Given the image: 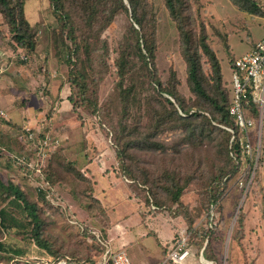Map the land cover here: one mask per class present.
<instances>
[{
    "label": "rangeland",
    "instance_id": "rangeland-1",
    "mask_svg": "<svg viewBox=\"0 0 264 264\" xmlns=\"http://www.w3.org/2000/svg\"><path fill=\"white\" fill-rule=\"evenodd\" d=\"M13 2L16 4L18 0ZM148 2L156 17V60L154 67L149 65L152 73L144 69V54L131 28V20L123 12L101 37L98 28L91 31L75 17L83 50L82 61L74 66L76 47L68 31H62L51 0L25 2V16L36 30L37 49L33 55L20 53L15 47L7 18L0 10V42L3 43L0 47L4 46L11 55L14 53L16 63L24 67L19 80H24L26 87L21 86L19 90L28 88L29 91L23 95L12 94L10 90L9 96L12 95L17 110L30 105L29 109L34 108L37 117V126L29 131L22 125L26 117L10 118L0 100V112L5 113H0V181L19 187L26 200L38 206L43 240L59 256L64 255L60 261L78 264L75 260L84 262L93 257L94 238L87 229L98 228L95 217L102 216L103 208L93 197L90 169L98 172L99 178L114 174L121 177V182L130 186L132 196L146 207L147 200L153 203L157 199L163 205L157 210L161 215L170 213L174 205L166 190L168 187L187 184L182 199L187 204L202 201L206 198L205 191L224 167L225 159L220 153L221 127L213 119L216 114L210 104L190 89L180 33L166 1ZM67 4L68 11L74 12L71 4ZM247 7L254 13L243 11L229 0H191L189 29L198 34L199 23L205 25L209 45L221 64L223 88L230 99L233 59L248 53L264 38V0H250ZM78 14L83 16L81 11ZM86 44H91V62L84 55ZM203 69L209 82L206 85L213 87L212 95L216 94L207 57L203 58ZM72 71L76 84L72 83ZM12 73L15 72L7 73L8 84L11 79H17ZM151 76L162 86H157ZM180 105L189 114L198 111L203 115L191 120L197 132L185 126L171 129L176 111L186 116ZM131 140L134 144L129 145ZM150 142L162 147L150 151L146 147ZM127 145L131 147L127 154L135 156L136 162L123 156ZM91 162L93 167L86 168ZM129 170L134 177L125 172ZM237 178L235 174L228 180L225 194L218 200L223 216L221 230L206 237L211 247L216 244L217 250L221 249V259L213 261L264 264V164L251 193L242 203ZM147 180L150 182L143 185ZM1 192L0 187V211L7 210L8 217L16 218L20 228L4 231L0 227V264H57L58 261L55 263L33 241V227L28 225L24 210L10 203L13 198L5 199ZM187 208L183 203L180 213L187 214ZM200 215L193 235L205 229L201 221L207 213Z\"/></svg>",
    "mask_w": 264,
    "mask_h": 264
},
{
    "label": "trees",
    "instance_id": "trees-1",
    "mask_svg": "<svg viewBox=\"0 0 264 264\" xmlns=\"http://www.w3.org/2000/svg\"><path fill=\"white\" fill-rule=\"evenodd\" d=\"M165 1L170 16L172 20L176 23L180 33V40L183 50L182 53L188 68L190 89L198 98L204 99L213 108L214 113L216 114V116L214 115L213 119L217 121V123L220 125V131L223 135V141L220 144V153L225 159V164L224 167L221 169V173L218 175V177L214 178L212 185L208 188V191H205L206 198L204 200L187 204L185 200L182 199V194L187 188V184L182 186L175 185V187L171 186L166 189L167 192H169L170 197L172 198V202L174 203V205L169 211L174 212L175 214L172 215L171 212L164 213L173 218L179 219L181 225H183L190 232H192V230L197 224L196 222L199 216H201L200 214L203 212L208 213L211 209L212 204L217 203L218 200L222 199L226 191V183L237 173L238 166L231 155V134L226 129H224V127L234 126V121L230 117L228 112V108L232 102V95L230 99L229 94L223 88V75L221 71V64L216 53L209 45V38L206 32L205 25L201 22L199 23L198 26L200 27V29L198 34L192 29H189L190 20L192 19L191 0ZM229 1L240 7L243 11L254 13V10H251L247 7V4L250 2V0ZM25 2L26 0H18V2L14 4L13 0H0V10L4 13L7 18L8 25L10 27V33L13 34L14 37L13 43L15 47L17 49H21L24 53H30L31 55H33L35 54L37 49L36 30L35 26L31 25L25 16ZM67 2H69L74 8V12L68 11ZM51 3L54 6V12L58 16V20L61 23L62 31L64 33L68 31L67 35H69V39L74 42V45L76 47V51L74 54L76 57V62L74 66H78L77 63L82 61L81 51L83 50L81 43H79V38L77 36L78 29H80V27L77 25L79 23L75 21V17L80 18L82 20L83 26L86 25L91 31L95 30V28H98V36L101 37V34H103L114 23L117 16L123 12L130 18L132 23L131 28L133 29L136 37L138 38V45L140 46V51L144 54V69H147L150 73H152L153 70L151 68L149 69V65L154 67L156 60V17L152 15L151 10L149 9L148 0H51ZM80 11L83 14L82 17L78 14ZM68 28L69 30H67ZM85 49L86 51L84 52V55L86 57V61L91 62V44H86ZM204 57L208 58V61L211 64L212 68V82L215 86L214 92L216 93L213 95V87H208L209 82L207 83L204 74ZM234 60L235 58L231 63V69ZM22 63L26 64L25 61ZM73 72L74 71L70 72V75L72 77V83L76 84L78 83V81L72 74ZM79 78L83 79V75H80ZM151 79L157 86H162L161 82L158 81L157 78L151 76ZM120 87H124V81ZM164 92L169 94L170 96H174L171 91L165 90ZM171 104L173 103L171 102ZM179 107L181 111L186 114V116H181L179 115L178 111H176L177 117L174 120L175 124L171 126V129H176L181 126H185L188 130H193V132H197L196 128H192L193 122L191 120L203 117V115L198 111L193 114H189V111L184 106L180 105ZM14 124L18 126L20 125L15 121ZM130 135L131 137H133L132 133H130ZM193 135L194 134H191V136ZM131 144H134L132 140L129 141V145ZM129 145H127L128 147L125 149L126 151H123V156L125 154L127 155V158L136 162L135 156L127 154V151H129L131 148H129ZM146 147H148L150 151H153L157 150L158 148H161L162 146L157 142H150ZM125 172L130 177H134V173L132 170ZM149 182L150 181L147 180L143 183V185H146ZM0 187L2 188L1 193L5 197V199L13 198L10 203H15L16 206H19L22 210H24L25 214H27L26 219L28 220V225H32L33 227L31 230V236L37 246L47 251L55 259V263L57 261L59 262L62 258H65L63 257L64 255L59 256V253L55 250V248H52L47 241L43 240L41 229L43 223L40 222L38 206L34 203L28 202L25 198L24 193L20 190L19 187L15 186L14 184L11 183L5 185L0 181ZM183 203L184 205L189 207V209L187 208V214L180 213V209L182 208ZM147 205V207L150 208V212L153 213L157 212V210H159V207L163 206L161 202L157 199H155L153 203L147 200ZM152 207H156L157 210L153 211ZM194 210H196L197 213L194 212ZM0 227L4 231H8L10 229L20 228V225L19 221L16 218L8 217L7 210L2 209L0 211ZM87 230L89 235H91V238H94V241L92 242L93 244L91 245L94 248L93 257L84 262H79L75 260V263L99 264L105 252V247L102 244L98 243L95 236L90 234L91 229ZM220 230L221 228L219 225H215L213 228L207 230H197L195 232V235H193V246L199 252L203 247L205 238L210 236L211 232H218ZM212 247L210 246V244L207 245L205 254L209 257V259L213 258L212 260H220L221 249L220 251H218L216 244H212ZM50 264H54V262H51Z\"/></svg>",
    "mask_w": 264,
    "mask_h": 264
},
{
    "label": "crops",
    "instance_id": "crops-1",
    "mask_svg": "<svg viewBox=\"0 0 264 264\" xmlns=\"http://www.w3.org/2000/svg\"><path fill=\"white\" fill-rule=\"evenodd\" d=\"M18 50L23 53L21 49ZM11 51L15 52L13 49ZM22 69L24 67L16 63L15 54L11 55L4 49V46H1L0 100H3L2 106L8 109L7 113L10 118L24 115L26 121L23 120L22 125L26 127L25 129L32 130L31 127L37 126L36 110L34 108L29 109L30 105L17 110L14 107L12 95L9 96L10 90H12V94L21 92L25 95L29 92L28 88L23 91L19 90L21 86L26 85V82L25 85L23 83L24 80H19V73ZM10 70L15 72L11 75H17V79H11L12 82L8 84L7 73ZM60 110L62 109L57 111L61 112ZM20 122H22L21 119ZM93 165L94 162L88 163L86 168L90 169ZM89 171L91 172L89 174L92 175L89 176L93 177L94 180V195L101 202L103 208L101 211L102 216L95 217L98 228H91V232L92 230L102 232L105 239L110 242L112 250L114 252L125 251L134 264H161L166 257V253L174 246L178 228L183 226L180 220L166 213L160 215L158 212H150V208L144 206L142 202L132 196L130 186L126 182H121L123 181L121 177L119 178L115 174H107L108 177L101 176L99 178L98 172L91 169ZM100 220H103V223ZM192 248L193 255L184 264H200L198 251L194 246ZM205 258L210 260L206 254ZM168 264L174 263L170 262Z\"/></svg>",
    "mask_w": 264,
    "mask_h": 264
},
{
    "label": "built area",
    "instance_id": "built-area-1",
    "mask_svg": "<svg viewBox=\"0 0 264 264\" xmlns=\"http://www.w3.org/2000/svg\"><path fill=\"white\" fill-rule=\"evenodd\" d=\"M22 58L24 59V56ZM231 87L232 102L228 112L234 121V126L224 127V129L231 134V155L238 166L237 188L242 203L251 193L257 173L264 164V38L255 43L248 53L234 60ZM0 113L4 115L2 111ZM27 130L30 131V129ZM218 202L212 204L206 218L201 221L205 230L215 225L221 226L223 223ZM152 210L156 211L157 208L152 207ZM193 233L184 226L179 227L174 246L166 253L161 264L170 262L184 264L193 255ZM90 234L105 247L99 264H134L125 251L114 252L102 232L92 230ZM208 244L209 238H206L203 247L198 252L200 264H216L213 260L205 258ZM57 264L74 263L59 261Z\"/></svg>",
    "mask_w": 264,
    "mask_h": 264
}]
</instances>
